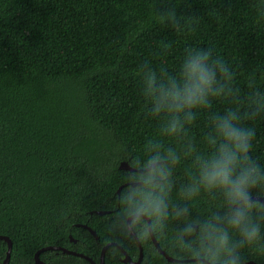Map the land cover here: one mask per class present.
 Here are the masks:
<instances>
[{"label": "trees", "instance_id": "1", "mask_svg": "<svg viewBox=\"0 0 264 264\" xmlns=\"http://www.w3.org/2000/svg\"><path fill=\"white\" fill-rule=\"evenodd\" d=\"M193 60L214 77L204 106L190 109ZM226 123L255 131L250 151L234 147ZM253 197H264V0H0V236L13 242L9 264H37L46 247L99 264L109 243L136 261L127 224L135 214L150 218L177 260L264 264V204L246 201ZM235 219L239 231L229 227ZM131 226L141 264H207L171 263L146 218ZM257 227L248 243L241 233ZM7 251L0 240V264ZM123 258L111 246L105 264H129ZM40 259L91 264L55 250Z\"/></svg>", "mask_w": 264, "mask_h": 264}, {"label": "clouds", "instance_id": "2", "mask_svg": "<svg viewBox=\"0 0 264 264\" xmlns=\"http://www.w3.org/2000/svg\"><path fill=\"white\" fill-rule=\"evenodd\" d=\"M207 58V57H205ZM189 78H194L195 83L191 85L189 89H187V95L183 98L184 104H186L190 109L198 108L204 106V102L201 101V97L205 95L212 94V83L214 74H210L201 63H197L195 60L191 62L189 65ZM176 98L180 99L179 93H176ZM225 127V135L229 137L230 140L234 141V147L237 150H243L245 153L250 151L251 149V140L255 136V131L251 128H246L244 130L230 129L228 124L224 125ZM227 168L228 164L225 163L221 166V175L227 178ZM230 228L239 231L241 224L240 219L233 220L230 225ZM242 235H246L248 243L253 242L255 237L259 235L258 227L253 229L251 232L241 233ZM220 245L223 248H227L228 245V236L224 235L220 238ZM235 264V261H233Z\"/></svg>", "mask_w": 264, "mask_h": 264}, {"label": "water", "instance_id": "3", "mask_svg": "<svg viewBox=\"0 0 264 264\" xmlns=\"http://www.w3.org/2000/svg\"><path fill=\"white\" fill-rule=\"evenodd\" d=\"M155 166V164H153V166L149 167V169L153 168ZM120 169L122 170H129V171H137V172H143L145 170H137V169H134L132 167L129 166V164L127 162H123L121 165H120ZM135 185V184H133ZM121 189L119 190V193H120ZM246 201L248 202H254V201H260L261 203L264 204V197H253V198H250V199H247ZM105 212H100V214H104ZM135 217H143V218H146V220L148 221V228H149V233H150V236H151V239L155 245V247L158 249V251L166 257V259L171 262V263H178V262H192V261H201V262H205L207 264H212L210 263L209 261L205 260V259H191V260H177L173 257H171L169 254H167L162 248L161 246L159 245L155 235H154V232H153V229H152V224H151V220L149 217H147L146 215H143V214H135L131 217L128 218L127 220V224H128V228H129V231L131 233V235L134 237V239L136 240L138 246H139V249H140V256L138 258V260L134 261L129 255L128 253L125 251L124 248H122L121 246L117 245L116 243H109L107 244L103 250H102V253H101V258H100V263L99 264H105V256H106V252L107 250L111 247V246H116L118 247L124 254V258H123V262L124 263H129V264H141L142 261H143V258H144V252H143V248H142V245H141V242L136 234V232L133 230L132 226H131V222L132 220L135 218ZM81 226V225H79ZM83 227L85 229H88L90 231L91 234H93L95 236L96 239H98V235L97 233L91 229L90 227H88L87 225H83ZM0 240H4L8 243V251H7V257L4 261V264H9L10 263V259H11V254H12V249H13V242L10 238L6 237V236H0ZM71 240L73 242H75V240L73 238H71ZM48 250H55V251H62L66 254H72V255H75V256H80V257H84L86 258L91 264H97L96 262H94L92 259L88 258V257H85L84 255L82 254H78L76 252H73V251H70V250H67L65 248H62V247H46V248H43L41 249L40 251H38L35 255V260H36V263L37 264H45L41 259H40V255L41 253L45 252V251H48ZM216 264H219V263H216ZM247 264H256L254 262H248Z\"/></svg>", "mask_w": 264, "mask_h": 264}]
</instances>
